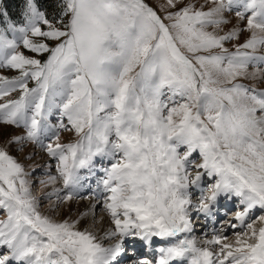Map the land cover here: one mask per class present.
I'll list each match as a JSON object with an SVG mask.
<instances>
[{
  "label": "snow or ice",
  "instance_id": "snow-or-ice-1",
  "mask_svg": "<svg viewBox=\"0 0 264 264\" xmlns=\"http://www.w3.org/2000/svg\"><path fill=\"white\" fill-rule=\"evenodd\" d=\"M50 8L23 0L17 22L0 0V68L18 73L0 75V125L24 129L0 143V264H264V89L245 83L264 81V0H164L163 15L145 0ZM61 131L77 139L62 143ZM28 143L56 161L39 184L67 190L56 202L59 188L45 193L47 213L32 191L38 166L11 155ZM96 156L108 161L91 197L110 222L100 238L80 226L88 211L56 218L61 203L89 198L79 170ZM221 195L238 198L234 239L214 232L203 247L185 237L158 258L136 254L137 241L151 249L191 232L190 210L214 218Z\"/></svg>",
  "mask_w": 264,
  "mask_h": 264
},
{
  "label": "rangeland",
  "instance_id": "rangeland-1",
  "mask_svg": "<svg viewBox=\"0 0 264 264\" xmlns=\"http://www.w3.org/2000/svg\"><path fill=\"white\" fill-rule=\"evenodd\" d=\"M4 5L7 7L9 4L8 0H3ZM8 2V3H7ZM190 2L194 3L196 7H199L200 4L205 3V0H190ZM145 3H147L149 6L153 7L158 14L163 15V13L159 10V4L164 3V0H145ZM18 4V3H17ZM23 5V0L19 5H16L15 8L8 11L10 16L14 21L19 22L20 19V11ZM19 11L17 12V10ZM8 10V8H7ZM229 20H231L232 24L236 23V18L234 14L230 15L228 17ZM232 24L229 25V27L232 26ZM248 36V33H244L241 35L239 42H243L244 39ZM229 48H231V44L226 45ZM18 51H21L26 56H32L35 57L36 54L31 53L23 48V45L20 46ZM42 58V57H37ZM0 75L6 76V77H14L18 75L17 72L9 69L0 68ZM250 87L255 86L258 90L264 89V81H245ZM34 82H29V87H33ZM18 95V93H13L12 97L15 98ZM48 122L50 124H56L58 122V110L53 109V114L48 117ZM67 123L66 119L64 121ZM0 130L3 131V136H0V143H3V140L12 136V135H22L24 133L23 127H14V126H8V125H0ZM61 142L62 143H72L75 142L77 139L74 132H64L61 131ZM43 139V142L47 144L49 142L48 138L41 137ZM11 155H13L22 165L25 166L26 170H30L31 166L36 165L38 166L36 168V171L33 173L32 177V183H33V195L36 196L40 200V211L42 213H47V209L49 207V200L45 198V193L52 192L53 188H59L60 192L58 194L52 195V201L56 202L57 195L63 196L67 190L63 188L62 182H57L55 185H50L47 188L42 187L39 184V180L44 177V172L48 171L53 175H56V161L52 158L48 157L47 153L44 152L41 148H39L36 145H33L31 143H28L25 145L23 151H17L16 146H13L11 149ZM31 155L32 159H26V156ZM108 161L100 156H96L93 158V165L91 172H89V169L84 168L79 170V175L82 177H85V179L82 180V184L84 187L79 192L80 197H89L88 199H74L71 201H68L66 204L61 203L59 205V208L57 210L56 218H65L69 215H71L72 218H77V216L80 213L86 212L84 210L83 205L87 204L89 202L96 204L95 208V224L93 226V213L90 211L88 212V215L85 216V222H88V225L90 229L95 233H97L98 230L102 228V220L105 221V224L107 227L110 226V222L107 220V218L104 216L103 212L101 211L100 204L96 203V200L91 198L93 196H98L101 194L102 186L98 189V181L103 177L104 173L101 171V169L106 166ZM51 165L50 168H46L45 165ZM207 179V178H205ZM205 188L207 187V184L203 185ZM195 195L192 197L193 203L197 201V197L200 195L199 190H195ZM208 193L205 192V195ZM238 202V198L233 197L232 200H228L224 195H221L217 199V203L215 205L214 209V218L213 217H205L203 214H198L195 211L190 210V221L192 225V231L186 234H182V237H169L165 239H160L157 237L153 238V243L151 249L146 248L142 242L137 241L135 244L136 253L139 256H147V257H159V252L157 251L160 247H166L171 244H174L177 239L180 238H188V239H196L198 245L204 244L205 239H210L213 233L217 235H226L229 237V239H234L233 232L240 230L239 222L235 221L234 219V213L237 210L236 205ZM84 203V204H83ZM102 203V202H101ZM260 211L256 210V215H259ZM3 214L0 213V219H3ZM255 219V217H253ZM235 222L237 223V229H232L229 226V222ZM208 222V224L206 223ZM205 223V224H204ZM257 226H261L260 222L257 221ZM114 239V238H113ZM162 241V242H161ZM101 243L105 244L107 246L108 241L103 240ZM131 247V246H129ZM200 247H203L200 246ZM7 249H0V252H6ZM127 257V254L125 255Z\"/></svg>",
  "mask_w": 264,
  "mask_h": 264
},
{
  "label": "bare ground",
  "instance_id": "bare-ground-1",
  "mask_svg": "<svg viewBox=\"0 0 264 264\" xmlns=\"http://www.w3.org/2000/svg\"><path fill=\"white\" fill-rule=\"evenodd\" d=\"M192 191H193V196H194V195L196 194V193H195V190H192ZM193 196H192V197H193ZM83 204H84V203H83ZM91 205H93V203H91V202H89V203H87V204H84V205H83L84 210L90 212L89 209L91 208ZM101 222H102V223H101V224H102V225H101L102 228H101L100 230H98L97 233H96V232L94 233L98 238L103 237L104 231L108 228V227L106 226L104 220H102ZM206 223L208 224V222H206ZM204 224H205V223H204ZM80 226H81V228H84V227H88V228H89L90 225H88V222H85V218H83L82 221H81V225H80ZM91 230H92V229H91ZM180 236L182 237V234H180ZM185 236H187V234H186ZM102 241H103V240L101 239L100 242H102ZM161 242H162V241H161ZM198 244H199V243H198ZM198 244H197V245H198ZM202 245L205 246L204 244H202ZM202 245H198V246H202ZM136 253H138V252H136ZM125 259H127V257H125Z\"/></svg>",
  "mask_w": 264,
  "mask_h": 264
},
{
  "label": "trees",
  "instance_id": "trees-1",
  "mask_svg": "<svg viewBox=\"0 0 264 264\" xmlns=\"http://www.w3.org/2000/svg\"><path fill=\"white\" fill-rule=\"evenodd\" d=\"M9 4L7 5L8 11L12 10L16 7V5H19L22 0H8ZM7 2V3H8ZM53 0H40V3L43 7H48L49 11L51 10L50 5L52 4ZM18 3V4H17ZM19 9L17 10V12Z\"/></svg>",
  "mask_w": 264,
  "mask_h": 264
}]
</instances>
